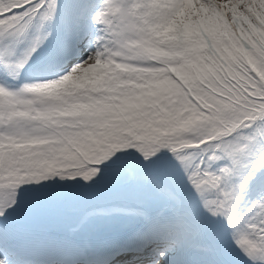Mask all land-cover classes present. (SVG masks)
I'll return each mask as SVG.
<instances>
[{
  "label": "snow or ice",
  "instance_id": "6c2138e0",
  "mask_svg": "<svg viewBox=\"0 0 264 264\" xmlns=\"http://www.w3.org/2000/svg\"><path fill=\"white\" fill-rule=\"evenodd\" d=\"M0 264H264V0H0Z\"/></svg>",
  "mask_w": 264,
  "mask_h": 264
}]
</instances>
